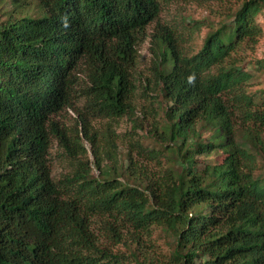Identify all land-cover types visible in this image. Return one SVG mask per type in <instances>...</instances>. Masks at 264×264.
I'll return each instance as SVG.
<instances>
[{
    "label": "trees",
    "instance_id": "obj_1",
    "mask_svg": "<svg viewBox=\"0 0 264 264\" xmlns=\"http://www.w3.org/2000/svg\"><path fill=\"white\" fill-rule=\"evenodd\" d=\"M171 1L0 0V264H156L141 248L151 228L163 264H264V90L251 88L264 54L247 55L264 0H233L192 52L179 38L199 21L159 20ZM152 23L157 146L98 149L89 115L133 113ZM64 109L80 129L59 123Z\"/></svg>",
    "mask_w": 264,
    "mask_h": 264
},
{
    "label": "rangeland",
    "instance_id": "obj_2",
    "mask_svg": "<svg viewBox=\"0 0 264 264\" xmlns=\"http://www.w3.org/2000/svg\"><path fill=\"white\" fill-rule=\"evenodd\" d=\"M235 4L233 0H173L162 7L159 20L163 23H177L184 16L191 17L199 21L196 28L192 29L185 38H179V46L185 52L195 51L201 44L202 38L210 25L220 19L221 12L225 6ZM259 21L264 23V12L261 13ZM155 23L147 27V33L138 40L137 56L133 75L136 77L135 92L133 95L134 111L125 116L111 119L109 117H100L89 115V128L95 134L98 149H118V152L125 156L129 149L152 148L157 146L152 139L146 135L149 128H153L157 121L156 99H153L149 93L143 90L144 77L149 75L151 61L153 57V42L151 33ZM264 28V27H263ZM264 54V35L260 38L255 51L248 53L249 57H261ZM251 55V56H250ZM252 89L264 90V70L256 72L252 79ZM83 99L77 100L75 109L83 110ZM155 110V111H154ZM59 123L71 129H80L78 126V114L73 109H64L60 114L55 116ZM135 120V122H134ZM139 140L143 145L139 148L134 142ZM84 145L90 149V145L84 140ZM62 148L58 147L55 142L51 147V163L53 173L60 174L68 167L66 160L62 158ZM89 154V153H88ZM125 178V175H123ZM141 248L148 258H151L156 264L164 263V253L167 251L166 241L160 234L159 228H151L148 235L141 236Z\"/></svg>",
    "mask_w": 264,
    "mask_h": 264
}]
</instances>
